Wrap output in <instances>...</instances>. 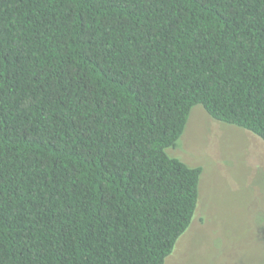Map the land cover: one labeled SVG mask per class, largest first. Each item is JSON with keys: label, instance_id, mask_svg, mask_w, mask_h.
Masks as SVG:
<instances>
[{"label": "trees", "instance_id": "16d2710c", "mask_svg": "<svg viewBox=\"0 0 264 264\" xmlns=\"http://www.w3.org/2000/svg\"><path fill=\"white\" fill-rule=\"evenodd\" d=\"M196 106L264 142V0H0V264H166Z\"/></svg>", "mask_w": 264, "mask_h": 264}, {"label": "rangeland", "instance_id": "374dc122", "mask_svg": "<svg viewBox=\"0 0 264 264\" xmlns=\"http://www.w3.org/2000/svg\"><path fill=\"white\" fill-rule=\"evenodd\" d=\"M169 152L203 173L192 224L166 264H264V142L196 106Z\"/></svg>", "mask_w": 264, "mask_h": 264}]
</instances>
